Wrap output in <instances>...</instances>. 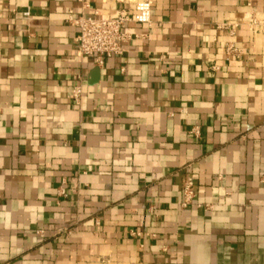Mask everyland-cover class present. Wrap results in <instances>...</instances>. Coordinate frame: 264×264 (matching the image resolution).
Returning a JSON list of instances; mask_svg holds the SVG:
<instances>
[{"label":"crops","instance_id":"1","mask_svg":"<svg viewBox=\"0 0 264 264\" xmlns=\"http://www.w3.org/2000/svg\"><path fill=\"white\" fill-rule=\"evenodd\" d=\"M136 1L0 0V264H264V0H152L78 56L69 11Z\"/></svg>","mask_w":264,"mask_h":264},{"label":"built area","instance_id":"2","mask_svg":"<svg viewBox=\"0 0 264 264\" xmlns=\"http://www.w3.org/2000/svg\"><path fill=\"white\" fill-rule=\"evenodd\" d=\"M151 4L152 0H137L134 3V14L122 10L107 16L79 15L74 17L71 11H69L67 20L77 27L74 43L78 56L82 58L88 55H94L95 63L102 65L106 58L120 54L122 52L120 42L125 37V34L121 30L122 25L131 19L140 22H149ZM145 16L147 18L142 19ZM245 24L249 30L264 34V15L249 11ZM237 26V23L229 21L217 24L218 28L227 30L230 35L234 34ZM237 50L231 43L225 46V53L228 56L236 54ZM76 78L78 82L71 89L70 97L75 103H78L82 94V82L79 75ZM192 132L198 135L197 129H193ZM260 181L264 184V173H262ZM58 194L62 196L66 195L63 189H60ZM194 196V181L191 177H188L182 185V200L180 205L187 206L192 202ZM66 230L69 231V229ZM37 233L42 235L43 231L38 230Z\"/></svg>","mask_w":264,"mask_h":264},{"label":"clouds","instance_id":"3","mask_svg":"<svg viewBox=\"0 0 264 264\" xmlns=\"http://www.w3.org/2000/svg\"><path fill=\"white\" fill-rule=\"evenodd\" d=\"M147 18V16H145V17H142V19H146Z\"/></svg>","mask_w":264,"mask_h":264}]
</instances>
